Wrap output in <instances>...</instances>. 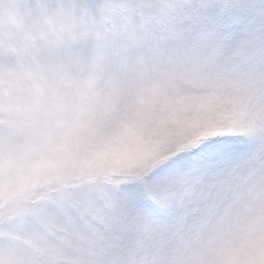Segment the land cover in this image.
Here are the masks:
<instances>
[{
    "label": "snow or ice",
    "instance_id": "1",
    "mask_svg": "<svg viewBox=\"0 0 264 264\" xmlns=\"http://www.w3.org/2000/svg\"><path fill=\"white\" fill-rule=\"evenodd\" d=\"M0 264H264V0H0Z\"/></svg>",
    "mask_w": 264,
    "mask_h": 264
}]
</instances>
